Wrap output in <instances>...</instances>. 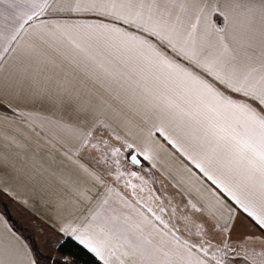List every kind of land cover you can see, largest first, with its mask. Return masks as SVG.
Wrapping results in <instances>:
<instances>
[{
    "label": "snow or ice",
    "instance_id": "6c2138e0",
    "mask_svg": "<svg viewBox=\"0 0 264 264\" xmlns=\"http://www.w3.org/2000/svg\"><path fill=\"white\" fill-rule=\"evenodd\" d=\"M64 12L94 19L35 23L46 13ZM29 29L39 40L62 39L80 54L86 70L105 54L137 65L153 87L139 92L151 113L144 126L134 130L125 124L122 147L132 163L137 162L134 152L151 160L162 147L155 137H163L216 189L201 207L189 201L191 209L217 220L216 227L225 233L233 225H221L218 217L235 221L234 213L240 212L259 233L247 234L248 240L264 242V0H0V66L11 63L16 69L0 79V110L12 108L13 100L50 98L48 88L25 66L39 56L35 45L21 43ZM120 153L121 148L112 149L113 156ZM107 203L104 199L101 208ZM147 211L162 228L139 210L141 220L134 226L129 216L97 211L82 220H63L59 231L102 264H128L129 259L136 264V258L140 264H264V251L229 249L225 255L231 259L216 255L214 245L203 239L204 225L188 216L186 227H195L189 231L199 241L182 239L151 207ZM142 224H152L159 239L146 236ZM228 248L225 243L216 252ZM0 264L36 261L14 236L0 235Z\"/></svg>",
    "mask_w": 264,
    "mask_h": 264
},
{
    "label": "crops",
    "instance_id": "0c3cea01",
    "mask_svg": "<svg viewBox=\"0 0 264 264\" xmlns=\"http://www.w3.org/2000/svg\"><path fill=\"white\" fill-rule=\"evenodd\" d=\"M92 19L91 15L46 13L35 23L40 20L76 23ZM21 43L36 46L39 56L25 66L41 86L48 88L50 98L19 104L13 100L12 108L0 110V193L18 211L28 214L63 240L67 239L59 231L63 220H82L97 211L121 219L129 216L134 226L141 220L139 210L157 228H162L147 211L151 207L170 228L178 229L177 235L190 242L201 237L190 234L189 229L194 233L195 227L191 224L186 227L184 217L203 224L207 233L203 239L214 245L212 252L224 255L225 259L232 258L230 254L225 255L229 249L249 253L264 251V242L248 240L247 234L259 233L240 212L234 213L235 221L227 215L218 217L221 225L225 222L233 225L225 233L216 227L217 220L191 209L189 201L201 207L207 203V195L216 189L163 137H155L162 147L154 150L151 160L134 152L140 165L129 162L128 149L122 147L128 132L125 124L130 123L134 130L143 127L151 114L139 92L140 88L153 87V81L150 77L142 78L137 65L124 63L115 54H105L98 56L96 64H90L86 70L79 62L80 54L66 42L60 38L39 40L32 29ZM4 55L11 60L9 54ZM101 63L103 69L98 67ZM15 71L11 63L0 66V79L6 72ZM95 73H99V79ZM117 135L121 140H116ZM113 148H121L119 156L112 155ZM133 172L135 176L130 175ZM120 173L123 175L117 179ZM104 199L108 203L101 208ZM161 207L166 211L161 213ZM173 209H176L174 215ZM15 213L12 212V217ZM152 224L141 225L144 234L151 233L159 239L152 231ZM130 231H135L134 227ZM0 235L14 236L20 245L28 247L32 259L39 264L31 243L23 232L14 229L1 210ZM225 243L229 248L216 252ZM128 264H132L131 259ZM136 264H140L139 258Z\"/></svg>",
    "mask_w": 264,
    "mask_h": 264
},
{
    "label": "rangeland",
    "instance_id": "374dc122",
    "mask_svg": "<svg viewBox=\"0 0 264 264\" xmlns=\"http://www.w3.org/2000/svg\"><path fill=\"white\" fill-rule=\"evenodd\" d=\"M5 206H7L9 213L11 212L10 214L17 211L13 214V218L23 229L22 232L28 242H35L34 252L39 264H64L66 259L75 261L71 257L61 256L57 252V247L62 240L49 228L40 224L28 214L18 211L11 200L0 195V210L2 212H4ZM75 264L80 263L75 261Z\"/></svg>",
    "mask_w": 264,
    "mask_h": 264
},
{
    "label": "trees",
    "instance_id": "16d2710c",
    "mask_svg": "<svg viewBox=\"0 0 264 264\" xmlns=\"http://www.w3.org/2000/svg\"><path fill=\"white\" fill-rule=\"evenodd\" d=\"M1 196L5 197L3 194L0 193ZM6 198V197H5ZM4 213L6 217L8 218L9 222L13 225L14 229L16 231L22 232L23 229L20 227L19 224H17L14 220V218L11 216V214L8 211L7 206L4 208ZM35 242H31V245L34 249ZM63 245V247H61ZM57 252L61 256H68L74 259L76 262L80 264H102L99 262L95 257H93L91 254H89L86 250L83 249L80 245L69 241L68 239H63L61 243H59L57 247Z\"/></svg>",
    "mask_w": 264,
    "mask_h": 264
},
{
    "label": "water",
    "instance_id": "95a60500",
    "mask_svg": "<svg viewBox=\"0 0 264 264\" xmlns=\"http://www.w3.org/2000/svg\"><path fill=\"white\" fill-rule=\"evenodd\" d=\"M129 162H130L132 165H134V166H139V165H140V162H139L138 160H137L136 163H132L131 158H129Z\"/></svg>",
    "mask_w": 264,
    "mask_h": 264
}]
</instances>
